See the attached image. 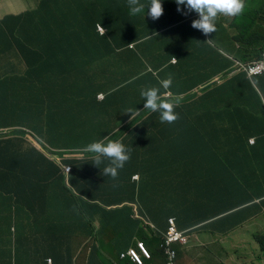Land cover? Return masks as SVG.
<instances>
[{"label": "trees", "instance_id": "16d2710c", "mask_svg": "<svg viewBox=\"0 0 264 264\" xmlns=\"http://www.w3.org/2000/svg\"><path fill=\"white\" fill-rule=\"evenodd\" d=\"M84 1L65 0L62 9L70 11L64 14L50 9L49 1L45 0L38 11L41 21L29 20L32 28L45 39L29 44L24 37L22 42L17 39L21 54L36 75L30 85L19 82L12 99L8 98L4 111H0V122L8 119V125H0L1 229L4 235L9 234L7 238L3 236V241L17 244L12 251L14 261L3 264H30L34 259L31 244L45 248L46 243L41 239L43 230L60 236L96 231L98 243L86 254L85 264H134L128 258L120 259V254L134 245L135 237L150 247L151 257L144 259V264H166L164 248L160 247L162 240L159 238L152 245L154 240L144 231L143 222L133 219L131 205L136 204L140 214L149 216L162 233L169 216H176L181 230L218 217L222 210L210 211L205 215L210 219L206 220L200 215L186 219L184 212H188L187 216H197L201 203L208 201L210 195L214 197L221 188L232 190L235 178L249 191L242 198V204L263 199L264 74L249 78L242 71L226 77L220 85L204 88L220 71L225 74L232 71L234 62L215 50H210L208 65L197 62L187 66L179 57L176 66L166 69L172 72L178 67L177 71L181 72L180 82L172 83L170 88L172 93L178 89L179 95L183 94L174 108L177 119L167 125L160 119L156 122L159 113L153 115L152 111L141 108L144 102L138 91L158 86L164 77L159 73L154 75V70L167 66L173 54L167 56L155 41L144 40L137 34L135 24L140 21L127 5L128 0H96L91 4ZM242 14L245 11L238 17ZM74 18L76 24H73ZM79 19L84 24H78ZM97 23L104 26L106 34L101 36L97 32ZM259 37L262 38L255 34L256 40ZM90 39H95L97 44L96 58L85 56L91 49L82 50L83 42ZM240 47V62L257 59L264 51V43L240 44ZM144 57L153 60L150 73L144 72ZM130 80V84L123 85ZM4 88L0 86V90ZM100 92L107 93L102 102L97 100ZM105 107L114 119L122 122L135 115L116 136L109 137L120 138L126 131L131 140L126 144L131 150L130 159L116 177L103 174L101 168L107 160L96 165L91 153L86 152L82 164L76 158L65 161L72 165L66 182L61 164L43 151L24 148L23 140L14 139L20 134L14 128L34 124L33 128L42 136L37 123H47L53 133L47 138L50 149H44L46 153L63 155L82 151L93 140L86 134L70 140L78 135L75 115H85L81 119L84 122L79 123L87 126L91 123L88 115L91 113L94 120ZM143 115L149 119L139 123ZM20 116L25 119L11 125ZM114 119L107 118L105 123H114L117 121ZM94 122L97 131L104 128L103 122ZM62 128L65 138L58 135ZM69 128L72 131H67ZM187 135L191 139L184 142ZM171 136L176 140L170 139ZM250 138L255 139L254 145H249ZM185 143L188 151L204 152L203 156L179 155V151L185 152ZM56 144L59 148L54 147ZM188 159L190 163L186 162ZM136 174L139 180L133 181ZM222 182L230 186H222ZM202 194H205L203 198ZM170 197H177L181 202L174 204ZM259 205L264 207V200ZM177 210L183 216L176 215ZM227 217L232 216L224 219ZM215 224L216 220L209 226ZM115 227V238L102 237ZM256 240L264 245L263 238L256 237ZM187 246L188 243L181 250ZM249 259L258 261L252 264H263L254 257Z\"/></svg>", "mask_w": 264, "mask_h": 264}, {"label": "crops", "instance_id": "0c3cea01", "mask_svg": "<svg viewBox=\"0 0 264 264\" xmlns=\"http://www.w3.org/2000/svg\"><path fill=\"white\" fill-rule=\"evenodd\" d=\"M44 1L45 0H0V86L2 88L5 87L4 89L0 90V111H4L3 109L4 106H6L7 102H9L8 98L12 99V93L16 91L15 88L16 86L12 85L11 83L12 79L20 75H23L27 69L26 67L27 62L24 59L23 55L21 54L20 49H18L17 39L19 38L22 42V38L24 37L25 42L28 44L31 42L38 43L39 39L40 40L45 39L43 36H40V34H38L32 28V26L30 25L32 23L29 22V20L33 22L41 21L38 11H40L39 9L44 3ZM46 1H49L50 9H54L55 11L57 10L63 11L64 14L70 11V9L68 11H64L62 9V5L64 6L65 0H46ZM249 1L250 0H245V2H249ZM93 2L96 3V0H85L83 3L91 4ZM106 4L110 5L109 3ZM244 11L245 14H242L239 17L235 16V19H226V21L228 22L234 21L231 27V32H233V34L229 37L239 41V42L234 41L236 47L235 50H232L233 54H237V52L241 54V52L239 51L241 48L240 44L258 45L260 43H264L263 41L264 0L256 5H245ZM34 13H36V16H31ZM54 14L56 15V12ZM74 17H76V15H74ZM24 22L25 24H23ZM139 23L140 24H135L136 27L138 28L137 34H139L141 37H144L148 34L149 28L146 22L140 21ZM161 23L162 24L167 23L170 25L172 24L169 33V43H170V49L168 50L169 54H172L175 51H180V46L183 44V41L193 38L196 35L187 30L184 31V28L181 25V23L174 21V17L170 18L169 16V18H165L163 21H161ZM68 24H71V22H69ZM73 24H76V18H74ZM78 24H84L83 20L79 19ZM245 24H249L248 29H246ZM253 24H256V26H254ZM255 34L262 36V38L259 37L260 40H256ZM119 39L120 36H117L118 41ZM202 39L204 40L205 38ZM247 39H250L251 41H247ZM160 42H162L161 39H156V43H160ZM184 44L182 45L183 51H184ZM87 49H91V50L88 54L85 53V56H90L93 58L97 57L98 48L95 39L94 40L90 39L83 42L82 50L85 51ZM163 52L166 53L164 49ZM150 54L151 52L149 51L148 56H150ZM196 56L202 59L201 64L208 65L207 63L209 62H208L207 52H203L202 54L198 52L196 53ZM240 57L241 56L234 55L231 56L230 59L233 58L234 60L239 61ZM172 66H175V64L172 63L167 68L161 69L159 71V74L164 78L171 75L174 83L176 82L178 75L166 70ZM241 72L242 71L235 69V71L232 72L229 77L239 74ZM132 91H134V89H132ZM171 95L180 96L183 94L179 95L178 89H174V93L173 94L171 93ZM106 109L107 107H105L102 111H100L101 113L94 120L92 119L90 113L88 115V120L91 123L88 124L87 126L79 123L81 119H85L83 118L85 115L82 116L75 115L74 118L78 128V135L77 137L70 140L73 141L77 140L82 134H86V136L91 138L93 136V133L97 131L95 127L96 123L94 121L103 122L107 118L114 119L113 117L114 115L103 112ZM24 119H25L24 116H20L19 119L17 121L12 122L11 125L18 124ZM158 119L159 116H157L155 121L159 122ZM7 121L8 119L1 121L0 125H8ZM81 122L84 121L81 120ZM130 122L131 121L129 120H126L124 122L119 120L115 121L114 123L109 122L108 125H112L113 127L105 128V133L103 136L108 135V138L110 136H116L118 132L121 131V129L125 127L127 123L129 124ZM173 122L174 121L170 123L163 122V124L164 125L173 124ZM103 125L104 127L108 126L106 123L105 124L103 123ZM88 127L90 128L88 129ZM33 130L35 131V129ZM67 131H72V128L67 129ZM58 135L59 138H65L63 137L66 136L64 128L59 130ZM94 135L98 136L99 139L102 138L98 132L95 133ZM155 135L156 134H154L153 136ZM120 138L125 144L131 141L130 137L126 135V131L121 135ZM170 139L176 140L175 136H171ZM190 139L191 137L190 136L188 137L187 135V137H185L184 139V142H187ZM54 147L59 148V145L56 144ZM187 147H188V143H185V152L182 153L181 151H179L178 154L184 156H189L193 154L198 157L203 156L202 153L204 152L193 153L192 151H188ZM144 154L147 156L149 155V152H145ZM106 160L107 159H104V161ZM76 161L78 164H82L85 161V158H76ZM190 161L191 159L186 160V162L189 163ZM172 167H176V166H172ZM204 171H207V169H204ZM133 177H132L133 181H138V180H134ZM234 184L235 185H233L232 190H226L225 188H221L218 190V192L214 197L210 195L208 201H203L201 203L202 207L198 211L197 216L195 217L187 216L188 212H184V218L186 219L190 217L191 219L189 220H192L194 218H198V216L200 215L202 216V219L206 220V219H210L208 217H205V215L210 211L215 209L222 210L214 226H209L211 224V220H209L207 222L202 223L201 225L184 230L186 231V233L192 232V234L191 236H188V246L182 252L180 264H204L205 261L203 259V253L199 249L201 248L203 249L205 248V246H210V245H212L213 247L221 246V258H227V256L224 254L228 250V248H230L231 242L233 240L241 239L242 237L249 238L252 236H256L258 234L264 237V207L259 205V203L262 202L264 198L261 200L257 199L242 204L241 203L242 198L246 196L249 191L242 186V182L237 178H235ZM222 186L228 187L230 185L223 184ZM223 198L225 199L222 200ZM240 206H243V208L240 209V211L238 212L240 214L237 215L236 213ZM133 209H139V208L135 204L133 206ZM225 216H232V217L231 218L227 217L226 219H224ZM246 216H250V218L247 219ZM96 218H98V216ZM144 218L145 216H143V219ZM223 219L224 221H222ZM142 222L143 225L149 228L148 229L149 231L147 230V234L152 238L153 232L151 230L154 227L153 224L148 220H143ZM90 235H91V231L81 232L71 236H62V235L60 236L43 230L41 234V239H43V243H46V245L45 248L43 247L40 248L35 244H31L30 251L32 256L34 257L33 260L38 261L41 264H44L43 260L45 256L48 255L53 257L54 260L58 262L74 261L75 263V261L77 262L78 260L77 264H85L86 254H89L91 252L90 246L93 241V237ZM106 235L107 233L104 236ZM3 236L7 238L9 237V234L2 235L1 216H0V264H2L3 261H7V259L12 255L11 245L9 244V242L3 241ZM218 237L220 239V243L217 239ZM56 256H58V258H55ZM251 257L259 259V261L264 259V254L259 252L255 244L250 243L249 246L246 248V253H242L240 250H235V264H252L258 262V261L250 260L249 258ZM262 262L264 264V261ZM205 264H208V262Z\"/></svg>", "mask_w": 264, "mask_h": 264}, {"label": "clouds", "instance_id": "9594fccd", "mask_svg": "<svg viewBox=\"0 0 264 264\" xmlns=\"http://www.w3.org/2000/svg\"><path fill=\"white\" fill-rule=\"evenodd\" d=\"M147 3H148L147 5L148 15H150L153 19H155L151 23H155V24H147L149 28V32L146 36L142 38L144 40H153L155 42H156V39H161L162 42L157 43V46L161 49H164L166 51L167 56L171 55L169 54L168 50L170 49L169 33L172 27V24L171 25L167 23L162 24L161 21H163L165 18H169V16L170 18L174 17V21L181 23V25L184 28V31L187 30V31H190L196 34L195 37L190 38L188 40H184L183 41V44L185 43L184 51L182 50V47H183L182 46L183 44H182L180 46V51H175L172 53L173 56L171 57L168 65L154 70V75H157L161 69L167 68L172 63L175 64L176 66V64L179 63L178 62L179 57H182L184 59L187 66L195 64L197 62L202 63V59L197 57L194 54L198 52L203 53L205 52V50L203 49H205V47H209L203 42L202 38H206L208 33L215 32V29L217 27V25L215 24L217 16L222 14V15H227L225 19H235V16L240 15L245 9V0H128L127 1V5L128 6L130 5L129 8H131L133 14L135 10L137 11L140 10L139 5H142V4L144 5ZM222 18H224V16ZM233 22L234 21H231L229 23H233ZM229 25H233V24H229ZM96 30L101 36L106 34L107 32L104 26L101 25L100 23H97ZM135 30L136 32L138 31V28L136 27V25H135ZM17 46H18V49H20L19 43H17ZM130 47L133 48V45H130ZM208 55L209 54L207 52V57L209 60L210 56ZM234 55L239 56L240 54L237 52V54L232 53V54H228L226 56H221V57L230 59L231 56H234ZM263 55H264V51L262 52L260 57H258L257 59H252L248 62L236 61L233 58L230 59L234 62L235 68L232 71L227 72L226 74L220 71V73L216 75L215 78L204 88H206L207 86L220 85L225 79H227L230 76L232 72L235 71V69L245 72L249 78H252L255 76H262L264 72L261 74H249L248 65L255 61H258L259 59L263 57ZM144 62H145L144 72L148 70V73H150L153 70L152 68L153 60H151L148 57H144ZM26 67L27 69L23 75H20L12 79V82H11L12 85L16 86L19 82H23V81L26 82V85L31 84V82L35 78L36 73L34 69L33 70L30 69L31 66L29 67V65H27ZM177 68L178 67H175L172 73L178 75L176 82L177 81L180 82L181 72L177 71ZM185 71L186 69L183 70V72ZM131 82L132 81L130 80L129 82L123 85L125 86L127 84H130ZM172 83H173L172 76L169 75L166 78L160 79L158 86H151V87L142 88L141 90H139L140 96L143 98V102H144L141 108L152 111L153 115H155L158 112L159 119L162 123L163 122L170 123L174 121L175 119H177V114L175 113L174 108H176L175 106L179 103V96L171 95L172 92L170 93V88H171ZM132 89L133 88H131V90ZM106 95L107 93L105 92L98 93L97 100L99 102L104 101ZM182 96L183 95H180V97ZM126 112L132 113L131 110H128ZM134 117L135 115L132 116V118L129 119V121H131ZM145 118L146 120H148L149 116L143 115L139 123L144 121ZM33 125L34 124L25 126L23 128H14L13 130H17L20 133L14 137L15 141L23 140L24 148L26 149L36 148L40 152L43 151L42 153L47 155L50 159L55 160L57 163L61 164L66 182L68 181L69 173L72 171V165L65 163V161L71 158H85L86 159V156H87V154H85L86 152L91 153V158L93 160L95 159L96 165H99L104 159H107L108 163L101 169L105 176H111V177H116L118 175L119 170L122 169L125 166V163L130 159V155H131L130 148L125 143H123V141L120 138L109 139L108 135H105L101 139L93 140L92 142L88 143L84 147V150L82 151H78L76 153L74 152L64 153L66 157L57 156V154L51 153L48 150L52 154L50 155L46 153L44 149H50L49 143L47 142V138L51 137V134L53 133V129L50 128L47 123H37V125L42 129V136H40L36 131L33 130L34 129ZM25 128H28V129H25ZM2 132L8 133L9 130H2ZM126 135H128V132L126 133ZM254 144H255V139L250 138L249 145H254ZM135 176L133 177V179L139 180V175H135ZM204 195L205 194H202L200 196L203 198ZM169 200L170 202L174 204L181 202L177 197H170ZM134 205L135 204L131 205L132 208ZM242 208L243 207H241V209ZM176 215H179L181 217L183 216V212L177 210ZM97 216L99 217V215ZM143 216H145L144 219H143ZM132 217L135 220H141V221L148 220L149 222H151V218L145 214H140L139 209H133ZM218 217L211 220V222H213L214 220H217ZM171 219L174 220L176 230L179 233H182V235L186 239L185 242H175L171 245V249H173L176 253L175 264H178V253H179L180 247L183 248L188 243V236H187L186 231H184L186 229L181 230L178 228L176 216H169V218L167 219L166 230L162 233H159L160 230H158L157 227L154 226V223L151 222L154 226L151 231L157 237V240L159 238L162 240L160 247L161 249L164 248V251H165L166 237H167L168 230L170 228ZM115 228L116 229H113L112 232H107V235L104 236V238L106 237L115 238L117 227ZM12 230H14L13 227H12ZM2 235H4V233H2ZM90 236L93 237V241L90 246L91 248L90 250L92 251L95 244L98 243L97 232L96 231L93 233L91 232ZM256 237L263 238L264 240V237L258 234L256 236L249 237L250 243L255 244L259 252L264 254V245H260L261 247H258V242L256 240ZM8 242L9 244L10 242H13L11 249L12 251H14V247L17 244H15L14 241H8ZM138 242H142L146 246V248L150 252V257H151V251L148 245L144 241L135 238L134 245L129 247L125 252L121 253L120 259L128 258L134 264H139V263H135L128 255H126L129 249H134L135 251H138L140 253L138 249ZM247 247L248 246H242L241 248H239V250L242 253H246ZM150 257L147 258V257L142 256L143 261L141 264H144V259H149ZM165 258H166L165 262L166 264H168V257L166 255V252H165ZM14 259H15V253L12 252L11 257H9L7 261H3V263L10 262L11 260L14 261ZM43 261H44V264H56L58 262V261H55L54 258L51 256L44 258ZM261 261H264V259H262ZM77 262L75 261L74 263V261L73 262L63 261L60 263L61 264H77ZM30 264H41V263L38 261L32 260Z\"/></svg>", "mask_w": 264, "mask_h": 264}, {"label": "rangeland", "instance_id": "374dc122", "mask_svg": "<svg viewBox=\"0 0 264 264\" xmlns=\"http://www.w3.org/2000/svg\"><path fill=\"white\" fill-rule=\"evenodd\" d=\"M261 1H263V0H250L249 2H245V5H256V4H259ZM147 5H148V3L144 4V5L143 4L139 5L140 10L139 11L135 10L134 16H135V18H138L142 22H146V23L150 22L151 23L155 19H153L150 15H148ZM223 16H224V18H222ZM226 17H227V15H222V14L218 15L216 18V21H215V24L217 25L215 32L208 33L206 38L203 40V42L207 46H209V47H205V49H203V50H205V52H208V54H209L208 56H210V50H215L221 56H226L228 54H232L233 53L232 50H235L236 44H235L234 40L231 37H229L233 34V32H231L232 25H229L232 23H229L228 21H226V19H225ZM253 25L256 26V24H253ZM248 27H249V25L246 26V29H248ZM201 54H202V52H201ZM194 55H196V54H194ZM105 112L109 113L107 110ZM105 120L103 121L104 124H105ZM112 127H113L112 125H108L104 128H99L98 131H95L93 133V136L91 137V139L92 140H98L99 137L94 135L95 133L98 132L100 136H103L105 133V128H112ZM25 129H28V128H25ZM57 156L66 157L65 154H63V155L57 154ZM242 186L245 187L244 184H242ZM142 227L144 228L145 232H147V230L149 229L145 225H142ZM137 239H140V238L137 237ZM151 239H154V241L152 242V245H154L158 242L157 238L153 234H152ZM217 239L220 243L219 237ZM249 244H250V239L247 237H242L241 239L233 240L231 242L230 248H228V250L224 254L227 256V258H221V246L220 247H213L212 245H210V246H205V248H203V249L201 248L199 250L203 253V259H204L205 263L208 262V264H221V263L235 264V250H239V248H241L242 246H249ZM10 245L12 247V242H10ZM147 245H148V243H147ZM260 245H262V242L259 240L258 241V247H261ZM181 249H182V247H180V250ZM181 251L183 252V250H181Z\"/></svg>", "mask_w": 264, "mask_h": 264}, {"label": "built area", "instance_id": "2783aa9c", "mask_svg": "<svg viewBox=\"0 0 264 264\" xmlns=\"http://www.w3.org/2000/svg\"><path fill=\"white\" fill-rule=\"evenodd\" d=\"M248 72L249 74H261L264 72V55L258 61H255L248 65ZM185 241L186 239L184 238L182 233H179L176 230L174 220L171 219L170 228L168 230L166 237V247H165V252L168 257V264H175L176 253L173 249H171V245L175 242H185ZM138 249L140 253L138 251H135L134 249H129L126 255H128L135 263L141 264L143 261L142 256L148 258L150 257V252L142 242H138Z\"/></svg>", "mask_w": 264, "mask_h": 264}, {"label": "bare ground", "instance_id": "6f19581e", "mask_svg": "<svg viewBox=\"0 0 264 264\" xmlns=\"http://www.w3.org/2000/svg\"><path fill=\"white\" fill-rule=\"evenodd\" d=\"M241 34H243V33H241ZM79 195V194H78Z\"/></svg>", "mask_w": 264, "mask_h": 264}]
</instances>
